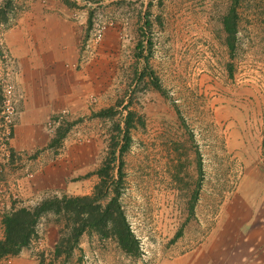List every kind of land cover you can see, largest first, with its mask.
I'll list each match as a JSON object with an SVG mask.
<instances>
[{"label":"rangeland","instance_id":"374dc122","mask_svg":"<svg viewBox=\"0 0 264 264\" xmlns=\"http://www.w3.org/2000/svg\"><path fill=\"white\" fill-rule=\"evenodd\" d=\"M16 128L43 129V188ZM108 163L136 249L49 211L0 264H264V0H0V241Z\"/></svg>","mask_w":264,"mask_h":264},{"label":"trees","instance_id":"16d2710c","mask_svg":"<svg viewBox=\"0 0 264 264\" xmlns=\"http://www.w3.org/2000/svg\"><path fill=\"white\" fill-rule=\"evenodd\" d=\"M222 25L227 36L233 38L236 31V13L234 10H231L223 18ZM137 47H141V43ZM123 136L125 144L121 153L124 152L130 140L128 128H126ZM109 171V163L98 171L97 175L101 178L100 183L94 187L89 196L54 198L42 202L35 209H20L6 215L2 221L4 238L0 241V256L15 255L22 247L26 246L33 235L36 220L42 213L49 211L64 212L74 216L73 219L66 218L68 223H72L70 228L72 240L70 239V241H73L74 244L77 243L78 238L84 234L86 229L98 231L106 236L108 233L103 230L110 225V235L117 240L123 250L132 252L136 249L137 241L132 235L118 203L120 182H113V187L117 188V191L107 204H102V201L109 195L108 185L112 179L109 176Z\"/></svg>","mask_w":264,"mask_h":264},{"label":"crops","instance_id":"0c3cea01","mask_svg":"<svg viewBox=\"0 0 264 264\" xmlns=\"http://www.w3.org/2000/svg\"><path fill=\"white\" fill-rule=\"evenodd\" d=\"M39 99L41 101V104L38 107L47 104L45 98H43L42 96V93ZM42 130H43L42 128H16V130H14V137L11 143L12 144L11 147L14 150L22 153L23 152L28 153L27 150L40 151L38 158L35 159V163L37 166L36 168H38L36 173V177L38 178V180L36 184L38 186H42L43 188L44 185L42 184V178L44 179V174L46 173V167L44 166V164H46L47 161L46 159L47 157H45L47 152L44 151L46 149V142L44 141V137L41 134V132L43 133ZM39 180L41 182H39ZM14 264H28V262L24 260H19V261L16 260Z\"/></svg>","mask_w":264,"mask_h":264},{"label":"built area","instance_id":"2783aa9c","mask_svg":"<svg viewBox=\"0 0 264 264\" xmlns=\"http://www.w3.org/2000/svg\"><path fill=\"white\" fill-rule=\"evenodd\" d=\"M28 176L30 177L31 174H28ZM11 190V187L9 185L8 182H5V181H2L0 182V202L3 200V199H7L8 198V194ZM5 196H7L5 198ZM3 206V204L1 203L0 207Z\"/></svg>","mask_w":264,"mask_h":264}]
</instances>
